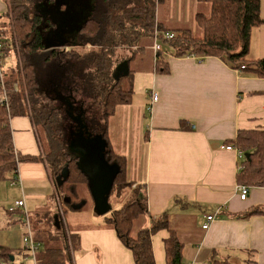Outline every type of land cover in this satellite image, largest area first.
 I'll list each match as a JSON object with an SVG mask.
<instances>
[{"label": "trees", "instance_id": "obj_1", "mask_svg": "<svg viewBox=\"0 0 264 264\" xmlns=\"http://www.w3.org/2000/svg\"><path fill=\"white\" fill-rule=\"evenodd\" d=\"M37 1L0 0L3 66L0 77L3 84V88L0 85V181L13 180L19 162L42 161L53 180L63 176L62 184L69 193L75 194L77 185L87 182L68 147L71 139L78 137L79 125L83 124L84 134H102L107 142L106 158L118 165L110 195L119 197L125 190L130 191L129 199L111 209L107 220L119 240L131 250L135 264H155L151 237L161 229L168 232L163 239L165 264H184L182 243L169 227L168 211L157 216L149 214L142 185L133 186L134 182L127 177L125 156L111 148L108 119L118 105L131 102L136 69L133 60L138 53L144 54V40L153 42L155 35L161 45L170 47L173 56H215L232 68H247L254 76L264 78V57L247 56L251 32L263 22L260 0H195L206 4L208 10L194 14L193 28L172 26L160 18L159 12L166 11L163 5L166 0H95L91 15L77 29L69 32L64 26L58 29V34L57 27L63 26L62 23L51 20L47 14L41 15L36 9ZM45 1L55 4L60 0ZM195 26L199 35L194 33ZM164 32L172 33V38L164 37ZM46 36L51 43L45 40ZM53 43L55 46L48 49ZM59 43L63 46L59 47ZM120 53L125 54L120 61L126 64L121 74L116 73ZM11 54L14 58L8 62ZM5 63L10 65L7 67ZM154 68L159 73L168 71L167 62L159 51L155 55ZM23 115H29L36 133L40 129L46 140L44 147L38 135L41 145L38 156L22 155L14 150L9 121ZM180 126L185 127V124L181 122ZM233 143L243 153L237 182L264 186V129L239 130ZM57 187L55 184L56 191ZM253 213H260L264 218V211L258 207L237 214V217ZM59 215L55 214V231L31 227L33 239L40 245L37 264H73L76 235ZM49 221L51 223L50 217ZM14 253L0 243V264H10V256L14 261Z\"/></svg>", "mask_w": 264, "mask_h": 264}, {"label": "crops", "instance_id": "obj_2", "mask_svg": "<svg viewBox=\"0 0 264 264\" xmlns=\"http://www.w3.org/2000/svg\"><path fill=\"white\" fill-rule=\"evenodd\" d=\"M166 3L165 14L170 21L189 20L192 27L194 14L208 10L206 4L195 0ZM260 16L263 22L251 32L249 58L264 57V0H260ZM54 46L50 44L48 49ZM164 50L163 44L159 52L167 62L166 72L154 68L157 51L152 43L149 54L145 51L134 58L132 100L118 105L108 119L111 148L125 156L128 179L142 185L149 214L168 211L169 227L182 243L184 264H264L262 214L237 217L255 207L264 211V186H249L245 199L239 197L236 174L243 153L239 156L241 150L233 143L239 130L264 129V78L254 76L247 68H232L219 57L173 56L170 50ZM123 63L119 61L117 66ZM152 92L157 94L155 101ZM9 124L14 150L38 156L41 145L29 115L12 117ZM226 145H232V149H226ZM14 179L10 180L12 186L20 184L14 202L24 199L29 220L31 215L49 216L55 231L53 207L59 205V199L55 197L57 206H50V199L43 202L49 191L57 196L55 184L60 185L58 180L62 182L63 176L56 177L55 183L45 163L35 160L19 162ZM6 181H0V200L6 193ZM70 196L61 192L60 201L76 204ZM111 203L109 199V211L114 209ZM217 208L215 219L203 230L205 214ZM6 212L15 222L9 216L11 212ZM92 212L89 225L80 230L68 227L76 235L73 264H135L131 250L115 230L105 226L103 217L95 216L93 206ZM12 213L19 219V209ZM167 235V230L161 229L151 237L155 264H165L163 239ZM3 245L12 249L7 243ZM19 249L17 254L22 251Z\"/></svg>", "mask_w": 264, "mask_h": 264}, {"label": "rangeland", "instance_id": "obj_3", "mask_svg": "<svg viewBox=\"0 0 264 264\" xmlns=\"http://www.w3.org/2000/svg\"><path fill=\"white\" fill-rule=\"evenodd\" d=\"M95 0H60V1H56L55 4L53 3H46L45 0H38V4L36 5V9L40 12L41 15L46 16L49 15V18L51 20H54L57 23H62L64 26H67V28L69 29V32H72L71 30L73 29H77L78 26L83 22V20L87 17H89L92 13V5L93 2ZM59 5H56V4ZM164 6H167V3L164 2L163 3ZM162 5V6H163ZM90 9V12H89ZM159 16L160 18L163 19V21H165L167 24L172 25V26H176V25H187L189 27H192L191 24L184 20L181 23H177V22H173L170 21L167 17V15L164 12H159ZM63 18V19H62ZM161 19V20H162ZM63 20L65 22H63ZM6 28H8L7 25H5V23L3 24ZM63 26L58 25L57 30L58 29H62ZM193 28V27H192ZM10 29V28H8ZM195 31L194 33L199 35V29L197 28V26H195ZM7 32H9L7 30ZM52 33H47L46 35H49ZM58 34V32H57ZM73 34V33H72ZM75 35V34H74ZM68 38V37H67ZM48 43H51L52 40L46 36L45 39ZM145 50H144V54L146 51V54L150 53V44L153 42L150 41V39H145ZM165 45V44H164ZM167 45H165V50L169 51L171 50L169 47H166ZM153 48V46H152ZM87 48H85L86 50ZM84 50V49H83ZM161 50V49H160ZM158 50V51H160ZM164 50V51H165ZM155 51V50H154ZM156 52V51H155ZM143 52L138 53V56L142 55ZM125 56V54L120 53L119 55V60L122 59V57ZM14 58L13 54H11L10 56H8V62H12V59ZM122 61V60H121ZM126 64H119L117 66V71L116 73L119 72V69H125ZM26 93V92H25ZM137 92L134 96V100H137ZM76 100L78 101L79 98H76ZM73 101H75L73 99ZM145 118H143L144 122H146L147 120V111L145 112ZM37 129V128H36ZM37 134L39 135V139H42L43 141V145L44 147H46V140L43 136V133L40 132V129H37ZM132 135V134H131ZM118 136V131H116V134H114V138L115 141L118 140L117 138ZM133 137L134 135V131H133ZM117 139V140H116ZM132 168V165H131ZM57 179L55 178V181ZM60 181V185H58V189L55 192L58 193L57 196L53 195L51 191H49V196L47 197V200H44L43 204H45L48 199L49 202L51 201L50 206H52V204L55 203V205L57 204V201L55 202V197L59 199V205L57 207H53L54 213L57 215H61V217L63 218L67 228L69 227L70 229L76 228L78 230L82 229L83 226H87L89 225V222H87L88 219V215L92 214V198L87 190V185L85 184H78L77 185V189H76V193L75 194H71L69 193L68 189L66 188V186L64 184H62L61 179L58 180V182ZM10 180L5 182V188H6V193L5 195L3 194V197L0 200V243L5 244L7 243L8 245L12 246L13 251H15V255H14V264H17V262H23L24 264H33L34 260L33 257L29 254L28 256H24V253L26 252L24 250V242H23V237L26 233V228L24 225L23 220L21 219H17V213H11L9 214L10 218L14 219L15 222H11L10 219L7 216L6 209H8L10 206H14V200L17 198L18 196V192H19V187L20 184L19 182H16V185L12 186L10 184ZM135 184H133L134 186ZM16 186V187H15ZM129 189L125 190L121 196L119 197H115L114 195H110L109 199H111L112 203L111 206L112 208H118L121 206V204H123L125 201H127V199H129L130 197V191H128ZM66 191V194H70L71 196V200L73 202H76L78 204H80L79 208H71V206H69L68 204L65 205L62 201H60L61 199V192ZM53 195V196H52ZM92 205V206H91ZM95 216H100L103 217V222H105V226H110L112 227V224H110V222L107 220V218L110 216V211H107L103 214H97L95 213ZM59 215V216H60ZM30 220H31V224L32 227H37V228H41V229H49L50 231H52V225L49 221V216H40L39 218L37 216H30ZM68 228V229H69ZM20 246V249L23 248L22 251H20L19 254H17V249ZM43 247V246H42ZM40 248V245L38 247V249ZM19 249V250H20ZM37 249V252L39 251ZM75 254V252H74Z\"/></svg>", "mask_w": 264, "mask_h": 264}, {"label": "water", "instance_id": "obj_4", "mask_svg": "<svg viewBox=\"0 0 264 264\" xmlns=\"http://www.w3.org/2000/svg\"><path fill=\"white\" fill-rule=\"evenodd\" d=\"M84 126L79 125L78 137L71 139L68 148L76 157V167L86 178L87 190L93 202V211L103 214L110 210L109 197L113 179L118 172V165L106 158L107 142L102 134H84L82 130ZM79 207L78 203L71 204V208ZM10 261H13V256H10Z\"/></svg>", "mask_w": 264, "mask_h": 264}, {"label": "built area", "instance_id": "obj_5", "mask_svg": "<svg viewBox=\"0 0 264 264\" xmlns=\"http://www.w3.org/2000/svg\"><path fill=\"white\" fill-rule=\"evenodd\" d=\"M173 34L170 32H164V37L166 38H172ZM1 38H0V77L2 76V72H3V66H2V57H1ZM153 50L158 51L161 49V43L159 42L158 38L156 37V35L154 36V40H153ZM0 85L3 88V84H2V79L0 78ZM157 98V94L156 92H152V100L155 101ZM3 101H6V97L5 95L3 96ZM226 149H232V145H226ZM238 155H242V152L238 151ZM15 180V179H14ZM13 180V181H14ZM237 191L239 192V197L241 199H245L247 192L249 190V186L247 185H243V184H238L236 186ZM15 209H20L21 210V215L19 217V219L23 220L25 228H26V233L23 237V242H24V249H25V253L24 256H28L29 254L33 257V264H37L36 261V253H37V249L39 247V243L36 242L33 239L32 236V229H31V225H30V221L28 218V212L25 206V202L24 199H19L16 200L14 202V206H11L8 208V210L10 212H14ZM219 208L215 209L214 211L205 214L204 216V221L201 224V228L203 230H207L210 226V223L215 219L216 215L218 214ZM10 264H14V261H12ZM17 264H24L23 262H17ZM211 264V263H208Z\"/></svg>", "mask_w": 264, "mask_h": 264}]
</instances>
